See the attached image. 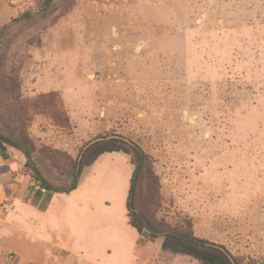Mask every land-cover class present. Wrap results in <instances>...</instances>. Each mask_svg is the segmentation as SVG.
<instances>
[{
  "label": "rangeland",
  "instance_id": "374dc122",
  "mask_svg": "<svg viewBox=\"0 0 264 264\" xmlns=\"http://www.w3.org/2000/svg\"><path fill=\"white\" fill-rule=\"evenodd\" d=\"M0 133L61 187L84 142L122 135L148 156L138 210L264 264V0H0ZM120 158L95 184L116 214ZM153 241L142 264H201Z\"/></svg>",
  "mask_w": 264,
  "mask_h": 264
},
{
  "label": "crops",
  "instance_id": "0c3cea01",
  "mask_svg": "<svg viewBox=\"0 0 264 264\" xmlns=\"http://www.w3.org/2000/svg\"><path fill=\"white\" fill-rule=\"evenodd\" d=\"M107 156L122 157L126 165L117 214L111 191L95 187L106 181L97 171ZM133 170L128 153L105 151L83 167L73 190L54 191L34 177L22 152L0 153V190L10 199L0 222V250L34 264H142L149 259L148 250L140 249L142 237L146 246L153 240L161 246L162 237L151 239L130 224L127 198Z\"/></svg>",
  "mask_w": 264,
  "mask_h": 264
},
{
  "label": "trees",
  "instance_id": "16d2710c",
  "mask_svg": "<svg viewBox=\"0 0 264 264\" xmlns=\"http://www.w3.org/2000/svg\"><path fill=\"white\" fill-rule=\"evenodd\" d=\"M45 4L49 0H44ZM9 147H17L27 157L35 178L40 180L43 187L54 191L68 192L73 190L84 166L91 164L97 156L105 151H123L129 153L133 151L138 158L137 163L130 178V188L127 198V208L129 221L139 232L147 233L148 237L155 239L162 237L161 248L172 253H180L191 256L201 264H242L223 245L195 236L191 231H177L169 228H159L143 212L135 206V190L139 173L143 163L147 159V154L134 141L118 134L99 136L93 140L84 142L78 149L76 158L72 163L71 180L67 186H55L49 183L40 174L37 167L30 161L31 152L25 146L15 145L4 134L0 133V153L5 156Z\"/></svg>",
  "mask_w": 264,
  "mask_h": 264
},
{
  "label": "built area",
  "instance_id": "2783aa9c",
  "mask_svg": "<svg viewBox=\"0 0 264 264\" xmlns=\"http://www.w3.org/2000/svg\"><path fill=\"white\" fill-rule=\"evenodd\" d=\"M10 199L8 195L0 190V221H2L6 215L8 203ZM0 264H31L30 262H20L18 256L13 251H6L1 254Z\"/></svg>",
  "mask_w": 264,
  "mask_h": 264
}]
</instances>
